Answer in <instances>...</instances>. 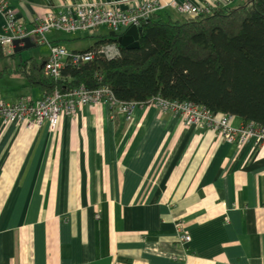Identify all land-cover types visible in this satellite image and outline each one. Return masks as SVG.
<instances>
[{
  "label": "crops",
  "instance_id": "0c3cea01",
  "mask_svg": "<svg viewBox=\"0 0 264 264\" xmlns=\"http://www.w3.org/2000/svg\"><path fill=\"white\" fill-rule=\"evenodd\" d=\"M5 1L28 29L63 2ZM101 1L127 11L134 0ZM4 24L0 10V32ZM128 28L92 29V42L71 48L45 35L76 51ZM30 38L4 53L11 60L0 62V99L44 96L19 72L24 60L49 54L46 44L40 57H24L40 45ZM181 232L191 240L181 241ZM0 264H264V142L229 141L153 104L135 106L131 116L88 104L54 132L47 123L28 128L0 118Z\"/></svg>",
  "mask_w": 264,
  "mask_h": 264
},
{
  "label": "trees",
  "instance_id": "16d2710c",
  "mask_svg": "<svg viewBox=\"0 0 264 264\" xmlns=\"http://www.w3.org/2000/svg\"><path fill=\"white\" fill-rule=\"evenodd\" d=\"M140 30L139 47H124L112 37L101 40L91 48L117 41L120 56L67 62L57 79L46 74L45 60L34 57L24 60L19 72L44 93L107 85L122 102L148 103L157 96L190 100L214 114L264 126V0L218 4L195 15L158 11L142 21Z\"/></svg>",
  "mask_w": 264,
  "mask_h": 264
},
{
  "label": "built area",
  "instance_id": "2783aa9c",
  "mask_svg": "<svg viewBox=\"0 0 264 264\" xmlns=\"http://www.w3.org/2000/svg\"><path fill=\"white\" fill-rule=\"evenodd\" d=\"M216 3L196 5L191 1L178 0H134L129 10H122L113 3L101 0H63L62 7L50 10L45 17L36 20L31 28H25L17 18L15 9L0 0V10L5 15L4 32H0V44L5 52H12L14 40L35 36L39 44L49 46V54L44 62L46 74L59 78L67 62L81 64L93 60L97 56L115 58L120 56L121 48L117 41L99 44L97 47L84 51L69 50L64 45L51 42L46 32L52 29L67 33L87 31L99 27H107L118 32L125 27L136 25L140 28L142 21L158 11L171 10L176 14H201L215 8ZM106 102L131 116L137 105L153 104L163 111H170L180 116L186 126L198 125L217 130L229 141L243 144L253 139L256 144L264 142V126L250 122L239 125L233 123L234 115L212 113L207 107L190 100H168L161 96L148 103L136 101H119L111 88L100 85L88 88L85 85L76 87H56L49 93L34 101L30 96L23 95L15 101L0 99V118L7 122H25L28 128L42 126L47 123L54 132L61 123L63 116L74 115L81 106ZM179 239L185 243L191 240L186 232L179 233Z\"/></svg>",
  "mask_w": 264,
  "mask_h": 264
},
{
  "label": "rangeland",
  "instance_id": "374dc122",
  "mask_svg": "<svg viewBox=\"0 0 264 264\" xmlns=\"http://www.w3.org/2000/svg\"><path fill=\"white\" fill-rule=\"evenodd\" d=\"M100 30H104L103 28H100ZM50 32V31H49ZM47 32V34L49 33ZM52 34L55 33L57 35H60L61 36V41L69 48H71L72 45H75L76 42H79L78 44L76 45H87L88 42H92L93 41V37H92V34H93V30L91 31H82V32H78V33H66L64 31H61V30H56V29H52L51 30ZM46 34V35H47ZM71 45V46H70ZM44 46H46V44H40V45H37V46H34V47H31V48H28L26 49L24 52H23V55L24 57H30L32 56L33 54L36 55L37 57H40L38 56L40 53L43 52V50H45ZM4 51V50H3ZM5 53V51H4ZM26 55V56H25ZM19 55L17 57V59H19ZM11 59L9 58H6V57H2L0 58V62H3V61H6L7 63L10 62Z\"/></svg>",
  "mask_w": 264,
  "mask_h": 264
},
{
  "label": "water",
  "instance_id": "95a60500",
  "mask_svg": "<svg viewBox=\"0 0 264 264\" xmlns=\"http://www.w3.org/2000/svg\"><path fill=\"white\" fill-rule=\"evenodd\" d=\"M113 34H116V32H112ZM140 35L141 30L136 25L130 26L125 33L120 34L117 36L118 42L128 48H137L140 46ZM22 43H26L24 47H28L31 44V38L30 37H24L14 40L15 45V51H19L22 49L23 46H21Z\"/></svg>",
  "mask_w": 264,
  "mask_h": 264
}]
</instances>
